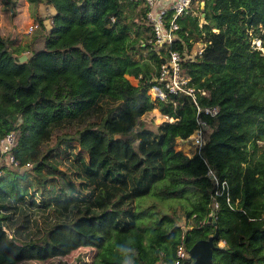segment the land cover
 <instances>
[{
	"label": "trees",
	"instance_id": "1",
	"mask_svg": "<svg viewBox=\"0 0 264 264\" xmlns=\"http://www.w3.org/2000/svg\"><path fill=\"white\" fill-rule=\"evenodd\" d=\"M30 1L50 7L31 42L0 33V137L16 130L18 160L0 162V264H122L117 244L160 264L181 235L189 248L215 229L213 264H264V0H197L178 18L195 100L219 105L193 156L176 145L196 102L149 93L165 50L125 11L144 18L141 0ZM155 108L151 128L141 117Z\"/></svg>",
	"mask_w": 264,
	"mask_h": 264
},
{
	"label": "built area",
	"instance_id": "2",
	"mask_svg": "<svg viewBox=\"0 0 264 264\" xmlns=\"http://www.w3.org/2000/svg\"><path fill=\"white\" fill-rule=\"evenodd\" d=\"M197 0H141L144 6V18L146 24L150 27V33L147 42L154 46H163L165 57L160 62L157 76L153 77L156 81L150 89L149 93L153 98H164L167 93H179L190 95L195 100L194 87L190 84L189 76L182 72V61L184 56L180 49L173 46V41L179 38L178 30L180 27L178 18L185 15ZM192 15L201 19L203 13L198 10H192ZM200 25V22H199ZM38 26V22L33 20L24 29V33H31ZM202 48H199V52ZM175 104V101H173ZM196 127L194 130L182 140L185 144L191 146V151L195 153L200 151L203 144L204 130L208 127L207 119L203 114L215 115L219 111L218 104L199 106L196 102ZM17 132L11 129L0 137V162L4 161L16 166L18 160L14 155L13 147L16 143ZM195 153L187 154L193 156ZM29 165L30 163H26ZM208 174L213 178L214 182L219 183L217 175L209 169ZM221 185H226V180L220 181ZM216 202L214 205L216 206ZM210 211V215H212ZM182 228L187 227L181 224ZM193 260L189 248L187 247L183 235L175 246L174 257L171 260H161L160 264H184L191 263Z\"/></svg>",
	"mask_w": 264,
	"mask_h": 264
},
{
	"label": "rangeland",
	"instance_id": "3",
	"mask_svg": "<svg viewBox=\"0 0 264 264\" xmlns=\"http://www.w3.org/2000/svg\"><path fill=\"white\" fill-rule=\"evenodd\" d=\"M25 1H27V0H23L22 2L24 3ZM39 3L40 2L29 4V9L30 10H32L34 8L36 9V7L39 5ZM33 4H34V6H33ZM8 5L9 4L6 3L4 0H0V16H2V14H4L9 19V22H8L7 25H11V22H14V21H16V24H18L16 15H15L16 12L11 13L10 12V8H8ZM38 10L40 12H43V14L41 16L46 15V13H48V11H50V9L48 7H46V5L43 2H42V5L40 4ZM125 11H126V13L128 15L131 14L136 22L140 21V23H141L140 25L142 27L146 26V20H145V18H142L141 13L139 12V5L136 6V8L134 10H132V11L130 9H128V8H126ZM30 34L31 33H29V35ZM24 35L27 36L26 34H24ZM255 41H256V44L260 46V43H261L260 40L259 39H255ZM35 46H39V45L36 44ZM144 53H146V50H144ZM129 78H130V80L133 83L135 82V79L133 77L129 76ZM141 119L145 122V124L147 126H149L151 128H155L156 125L163 120V117L160 115V113L155 108V109L143 114ZM118 147H121V146L119 145ZM176 148L182 149L186 154L195 153L194 151H191V149H190L191 146H189L188 144H185L183 142V140L178 142V144L176 145ZM119 151H120V153L122 152L121 148H119ZM126 152H127V150H126ZM130 157H131V160L133 161L134 160L133 155H131ZM139 198H141V197H139ZM149 201H156L157 203L161 204L163 207H165V208H167L169 210H175L176 212H180V210H181L182 203L180 201H178L177 199H164V200H161V199L156 198L153 195H149V196H146V197L143 198L142 204L146 205L147 202H149ZM73 255H74V253H72L69 256H67L66 260L72 259ZM70 264H75V260H73Z\"/></svg>",
	"mask_w": 264,
	"mask_h": 264
},
{
	"label": "crops",
	"instance_id": "4",
	"mask_svg": "<svg viewBox=\"0 0 264 264\" xmlns=\"http://www.w3.org/2000/svg\"><path fill=\"white\" fill-rule=\"evenodd\" d=\"M22 1L23 0H16L14 8L8 7L10 8L11 13L16 12L15 15H16L18 24H16V21H14V22H11V25H7L9 22V19L4 14L0 16V33L4 36L15 38L16 39L15 45L17 46L24 45V44H27L28 42H31L30 41L31 36H28L29 34H26L23 31L30 22L36 19V16H40L43 14V12H40L38 10L40 4L42 5V2L39 3L36 9L34 8L30 10L29 4H32L35 2H31L30 0H27L23 3ZM46 7L50 9L48 5H46ZM24 34H26L27 36H25ZM36 44L40 45V42L36 41L35 45ZM22 53H27V52L24 51Z\"/></svg>",
	"mask_w": 264,
	"mask_h": 264
},
{
	"label": "water",
	"instance_id": "5",
	"mask_svg": "<svg viewBox=\"0 0 264 264\" xmlns=\"http://www.w3.org/2000/svg\"><path fill=\"white\" fill-rule=\"evenodd\" d=\"M204 3H205L204 0L200 1L201 9L204 7ZM26 57H27V54L22 53L19 56V60H24ZM211 216H209L208 218H211ZM217 234H218V230L215 229L214 233L209 235L208 237L199 238L196 241H194L192 245L189 247V252L193 260L191 263L185 262L184 264H213V261H212L213 249L219 247L213 241V239L217 236Z\"/></svg>",
	"mask_w": 264,
	"mask_h": 264
},
{
	"label": "clouds",
	"instance_id": "6",
	"mask_svg": "<svg viewBox=\"0 0 264 264\" xmlns=\"http://www.w3.org/2000/svg\"><path fill=\"white\" fill-rule=\"evenodd\" d=\"M116 251L122 257V264H134V259L132 256V250L128 244H117Z\"/></svg>",
	"mask_w": 264,
	"mask_h": 264
}]
</instances>
